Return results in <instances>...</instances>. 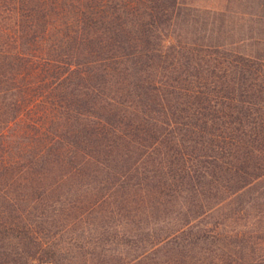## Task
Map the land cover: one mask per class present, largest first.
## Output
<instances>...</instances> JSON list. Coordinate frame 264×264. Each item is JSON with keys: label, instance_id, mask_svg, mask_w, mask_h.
<instances>
[{"label": "trees", "instance_id": "16d2710c", "mask_svg": "<svg viewBox=\"0 0 264 264\" xmlns=\"http://www.w3.org/2000/svg\"><path fill=\"white\" fill-rule=\"evenodd\" d=\"M181 6L0 0V264H264L201 221L264 175V52Z\"/></svg>", "mask_w": 264, "mask_h": 264}, {"label": "rangeland", "instance_id": "374dc122", "mask_svg": "<svg viewBox=\"0 0 264 264\" xmlns=\"http://www.w3.org/2000/svg\"><path fill=\"white\" fill-rule=\"evenodd\" d=\"M180 2L179 14L168 29L173 39L194 46L222 45L245 55L264 52V0ZM201 221L217 225L227 250L264 255V175L214 206Z\"/></svg>", "mask_w": 264, "mask_h": 264}]
</instances>
